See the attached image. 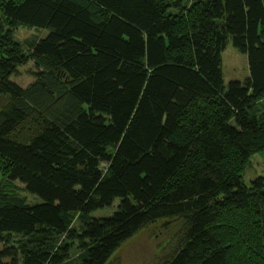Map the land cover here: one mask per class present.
<instances>
[{"label": "trees", "instance_id": "16d2710c", "mask_svg": "<svg viewBox=\"0 0 264 264\" xmlns=\"http://www.w3.org/2000/svg\"><path fill=\"white\" fill-rule=\"evenodd\" d=\"M19 25L50 33L26 51ZM230 40L249 77L225 86ZM31 62L67 123L13 81ZM2 98L0 264H108L159 221L160 264H264V175L233 160L264 149V0H0Z\"/></svg>", "mask_w": 264, "mask_h": 264}, {"label": "rangeland", "instance_id": "374dc122", "mask_svg": "<svg viewBox=\"0 0 264 264\" xmlns=\"http://www.w3.org/2000/svg\"><path fill=\"white\" fill-rule=\"evenodd\" d=\"M49 33L48 29L19 25L15 30L14 39L24 50L28 51L30 45L45 38ZM222 61L225 86H228L232 81L243 83L249 77L247 56L237 51L233 47L231 40L227 43L226 49L222 53ZM13 81L26 90V96L29 98L31 104L37 107L38 103H42L43 106L52 109L51 113L59 118L60 123H67L78 111L77 104L72 102L70 98H67L65 101L64 108H61L64 102L61 105L58 103H56L57 106L52 105V98L45 92L56 94L57 96L63 93L65 91L64 87L62 88L61 86L63 81L59 80L58 83V80H54L50 75L45 74L44 68L34 62L21 68L19 73L13 77ZM4 103L5 99H0V106ZM262 108H264V105ZM233 160L234 162L237 160L235 164L239 167L238 171L243 176L246 184L264 175V149L250 154L248 159L234 158ZM12 185L23 198L28 200L29 204L40 202L37 197L25 193L24 186L19 182H14ZM118 201L116 200L115 205L118 204ZM112 211L111 208H108L97 211L93 215L95 217L108 216L112 214ZM180 229L181 224L178 221H159L125 242L114 253L108 264H160L164 256L174 250L173 248L178 241ZM249 235L253 238V233H249Z\"/></svg>", "mask_w": 264, "mask_h": 264}]
</instances>
